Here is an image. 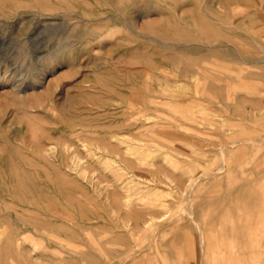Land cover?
I'll use <instances>...</instances> for the list:
<instances>
[{
    "label": "rangeland",
    "instance_id": "374dc122",
    "mask_svg": "<svg viewBox=\"0 0 264 264\" xmlns=\"http://www.w3.org/2000/svg\"><path fill=\"white\" fill-rule=\"evenodd\" d=\"M263 46L264 0H0V264H264Z\"/></svg>",
    "mask_w": 264,
    "mask_h": 264
},
{
    "label": "bare ground",
    "instance_id": "6f19581e",
    "mask_svg": "<svg viewBox=\"0 0 264 264\" xmlns=\"http://www.w3.org/2000/svg\"><path fill=\"white\" fill-rule=\"evenodd\" d=\"M214 0H212V2H213ZM204 2V1H203ZM200 8H202V7H200ZM260 13H261V10H260ZM263 13V12H262ZM263 16V15H262ZM263 18V17H262ZM214 21H216V20H214ZM203 26V25H202ZM208 29V28H207ZM211 29V28H210ZM253 38V37H252ZM170 42V41H169ZM176 44V43H175ZM264 47V46H263ZM208 48V47H207ZM262 49V48H261ZM263 50V49H262ZM250 55V54H249ZM252 55V54H251ZM173 56H174V54H173ZM264 59V58H263ZM261 61H263V60H261ZM245 63V62H244ZM249 64V63H248ZM262 64V63H261ZM175 165V164H174ZM151 204H153V203H151ZM163 204V203H162ZM161 204V205H162ZM165 204V203H164ZM190 214V213H189ZM196 225H198V224H196ZM199 226V225H198ZM199 229H201V227H199ZM230 229V228H229ZM225 230V229H224ZM199 232H202L201 230L199 231ZM230 232V231H229ZM231 233V232H230ZM201 234V233H200ZM231 235V234H230ZM200 242H201V246L202 247H205V245H206V237H205V235L203 234V232H202V234H201V240H200ZM244 242V241H243Z\"/></svg>",
    "mask_w": 264,
    "mask_h": 264
}]
</instances>
